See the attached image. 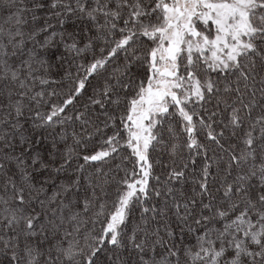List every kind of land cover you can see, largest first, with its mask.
Returning <instances> with one entry per match:
<instances>
[{
  "label": "snow or ice",
  "instance_id": "1",
  "mask_svg": "<svg viewBox=\"0 0 264 264\" xmlns=\"http://www.w3.org/2000/svg\"><path fill=\"white\" fill-rule=\"evenodd\" d=\"M0 264H264V0H0Z\"/></svg>",
  "mask_w": 264,
  "mask_h": 264
}]
</instances>
